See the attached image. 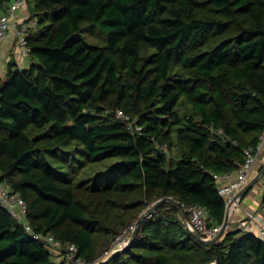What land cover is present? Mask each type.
Wrapping results in <instances>:
<instances>
[{
	"label": "trees",
	"instance_id": "trees-1",
	"mask_svg": "<svg viewBox=\"0 0 264 264\" xmlns=\"http://www.w3.org/2000/svg\"><path fill=\"white\" fill-rule=\"evenodd\" d=\"M10 1L0 0V13ZM30 15L29 67L10 62L0 76V183L24 199L33 231L98 264H264L254 234L239 229L205 243L171 203L141 221L125 251L101 259L96 247L102 237L108 250L158 197L181 211L200 204L209 225H223L227 204L213 174L234 171L264 126V0H33ZM91 28L102 45L85 40ZM117 110L142 132L129 131ZM172 130L187 147L166 166ZM74 155L117 158L93 195L134 196L97 200L90 211L59 171ZM0 264H52L49 247L2 206Z\"/></svg>",
	"mask_w": 264,
	"mask_h": 264
},
{
	"label": "built area",
	"instance_id": "built-area-1",
	"mask_svg": "<svg viewBox=\"0 0 264 264\" xmlns=\"http://www.w3.org/2000/svg\"><path fill=\"white\" fill-rule=\"evenodd\" d=\"M27 5V0H11L7 10L0 14V41L7 38L11 28L14 29L15 36L18 40V48L21 56H28L27 38L30 29L35 26L32 22H27L23 19L14 20L13 16L16 12L22 10ZM116 116L127 122L128 117L122 110H117ZM127 129L134 133H141L142 126L127 122ZM264 144V126L257 137L255 146L247 147L243 150V161L240 162L237 168L229 173L213 174V179L216 182L218 194L224 199L226 204H230L236 194L244 188L252 179L253 166L256 161V155L261 150ZM162 149L164 151L165 147ZM0 206L6 209L22 226L24 230L32 235L36 240L45 243L51 253L52 264H98V261L87 262L78 254V248L72 244H66L61 247L50 234L34 232L26 219L27 205L23 198L17 193L7 189L0 183ZM182 212L186 213L184 218L185 226L188 231L198 233L205 240L214 238L220 231V225H209L210 215L208 210L200 205H185L180 204ZM150 215V214H149ZM148 215V216H149ZM135 225L132 224L122 231L106 250L101 259L107 258L113 252L122 249L128 242ZM243 230L254 234L259 240L264 243V215L255 219H246L244 221Z\"/></svg>",
	"mask_w": 264,
	"mask_h": 264
},
{
	"label": "rangeland",
	"instance_id": "rangeland-1",
	"mask_svg": "<svg viewBox=\"0 0 264 264\" xmlns=\"http://www.w3.org/2000/svg\"><path fill=\"white\" fill-rule=\"evenodd\" d=\"M32 2H33V0H27V5L25 6V8L28 6V8H27L28 16L27 17L25 16L24 20L27 22H32L35 24V26H33L30 29L31 31H34L37 29V26H36V21L34 19V16L30 15V9H31ZM25 8H23V9H25ZM233 32H234V27H229V29H227V31L224 32V34H222L220 36H216V35H213V33H211L205 39V46L208 47L213 42H215L216 40H218L224 36H227L229 34H232ZM84 38L88 43L93 44V45H102L104 42L103 35L101 33H99V31L95 28H91L90 30H88L87 33L84 34ZM16 41L18 44L17 37L15 38V42ZM150 51H151L150 49L149 50L147 49V52H150ZM4 60H6V58H4ZM173 130L167 132L165 135V139H163V141H166L168 139L171 140V145H168L169 148L166 151V155H167L166 163H165L166 166H167V164L175 163L177 161V159L180 158L181 152L183 150H185L187 147V145L185 143H181L178 140V135ZM164 131H166V130L164 129L163 132ZM27 132H28L30 137H35V136L40 135L43 131L36 130V129H28ZM74 146H75L74 144L69 145V146L65 147L64 150L66 152L71 151L74 148ZM66 159H67V161H66L65 165L63 167H61V169L59 171H61V173L63 175H65L66 177L69 178V180L72 182L71 185L73 186V188H77L80 186V188L76 191V195L78 197L77 199L80 202H82L83 204L88 205V208L90 211L96 210L97 205H96L95 201H97V200L105 201V203L111 202V201L121 203V202H126L129 198L134 196L133 193L115 195L112 192H108L105 194L93 195V193H92L93 191H88V189L91 187H100V184L103 182V180H106L107 178L108 179L112 178V177L108 176V174L110 172V168L113 165V163H115L117 161V158H108V159H105L103 161L94 162V163H88L85 161V159L83 157H81V156L75 157V155L73 157H66ZM260 182H264V177H262L254 185L253 188H257ZM3 185L8 189V185L6 183H3ZM165 198H171V197H158V198L152 199L153 203L149 204V205L147 204V206L142 209V211L140 212V214L138 216V219L143 214H145L148 211V209H151L155 204L169 203L168 201H163ZM161 201H162V203H160ZM233 202H234V200L230 204H228V206H227V210L229 213L234 207ZM260 209L262 210L261 211L262 215H264V208L261 205H260ZM153 210L154 209H152V211ZM147 217H148V215H147ZM136 222L134 223L135 226H136ZM221 238L222 237H220V239ZM112 243L113 242H111L109 244L108 248L111 246ZM103 244H105V240L102 237H97V239H96V245L97 246L96 247H97V250L100 252V257L103 256V254H104L103 251L105 250L102 247Z\"/></svg>",
	"mask_w": 264,
	"mask_h": 264
},
{
	"label": "crops",
	"instance_id": "crops-1",
	"mask_svg": "<svg viewBox=\"0 0 264 264\" xmlns=\"http://www.w3.org/2000/svg\"><path fill=\"white\" fill-rule=\"evenodd\" d=\"M28 6L16 12L13 16L14 20L23 19L28 16ZM3 13V12H1ZM0 13V14H1ZM27 13V14H26ZM26 14V15H25ZM14 29L11 28L10 34L7 38L0 41V76L6 71L8 63L12 62L17 69H26L29 67V57L21 56L17 41L15 42ZM6 58V60H4ZM264 166V144L261 150L256 155V161L253 166L252 178L258 173V171ZM263 182H260L257 188H252L245 196L234 200L233 209L228 212V226L227 230L236 231L239 229L243 230L244 221L247 219L259 218L262 215L261 196L263 190Z\"/></svg>",
	"mask_w": 264,
	"mask_h": 264
},
{
	"label": "water",
	"instance_id": "water-1",
	"mask_svg": "<svg viewBox=\"0 0 264 264\" xmlns=\"http://www.w3.org/2000/svg\"><path fill=\"white\" fill-rule=\"evenodd\" d=\"M262 177H264V166L250 180V182L236 194V196L234 197V200H238V199L242 198L243 196H245ZM163 201H168L169 203L173 204L175 206V208L178 210V212L181 215V217L184 218L183 212L179 209L177 203L173 199H171V198H165ZM160 203H162V201ZM158 205H160V204L159 203L158 204H155L151 209H148V211L145 214H143L138 219V221L136 222V226H135L134 230L132 231V233L130 235V238H129V240H128L126 246H125V248L120 249V250H117L114 253H117V252H120V251H125V249H127L130 246L131 241L135 238V236L137 234V231H138V228H139V225H140L142 219H144L145 217H147V215H149L151 213L152 209H155ZM227 222H228V210L226 208L225 221H224L223 225L221 226V229H220L219 233L214 238L208 239V240H204V239H202L200 237V235L198 233L192 232L191 234L196 239H198L200 241H204L205 243L214 242V241L218 240L220 237H222L224 234H226L228 232H235V231H229V230H227V226H228ZM108 259H109V257L107 259H105L102 264L106 263L108 261Z\"/></svg>",
	"mask_w": 264,
	"mask_h": 264
}]
</instances>
